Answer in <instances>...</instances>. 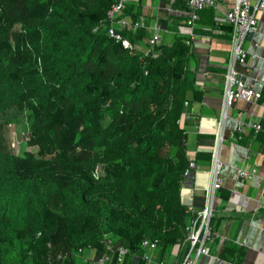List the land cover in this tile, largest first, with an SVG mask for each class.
<instances>
[{
  "label": "trees",
  "instance_id": "1",
  "mask_svg": "<svg viewBox=\"0 0 264 264\" xmlns=\"http://www.w3.org/2000/svg\"><path fill=\"white\" fill-rule=\"evenodd\" d=\"M114 1L0 0V114L28 130L22 154L0 146V264H75L79 248L104 251L103 234L145 264L143 239L164 258L185 236L189 46L124 48L107 34ZM198 13L212 24L211 8Z\"/></svg>",
  "mask_w": 264,
  "mask_h": 264
},
{
  "label": "crops",
  "instance_id": "2",
  "mask_svg": "<svg viewBox=\"0 0 264 264\" xmlns=\"http://www.w3.org/2000/svg\"><path fill=\"white\" fill-rule=\"evenodd\" d=\"M234 3L235 0H221L216 7H206L213 10L212 24L200 23L198 13L193 34H190L186 0H126L125 3L137 14L136 18L131 14L125 18L132 22L141 19L143 23L145 38L133 43L139 51L149 49L147 41L154 34L159 37L158 44L171 45L178 37L190 41L187 104L179 123L186 132L188 158L196 160L199 169L192 171L181 184L185 205H193L195 196L204 195L210 181L215 140L218 133H222L223 183L215 193L214 215L223 219L208 244V255H199L195 264H234L238 260L236 256L219 254L229 244L241 250L238 264H264V109L260 104L239 100L226 110L225 117L222 116L226 67L232 51L231 25L225 21V12ZM258 17L256 32L243 44L247 58L237 68L247 84L264 89V13ZM202 18L207 20L205 14ZM194 89L201 91L200 99L193 96ZM257 120L261 122V131L248 129L240 138L236 137L237 121ZM237 167L254 169L255 173L250 179L236 180ZM173 253L174 250L170 255Z\"/></svg>",
  "mask_w": 264,
  "mask_h": 264
},
{
  "label": "built area",
  "instance_id": "3",
  "mask_svg": "<svg viewBox=\"0 0 264 264\" xmlns=\"http://www.w3.org/2000/svg\"><path fill=\"white\" fill-rule=\"evenodd\" d=\"M221 0H186L189 7V19L191 33L198 19V11L206 7H216ZM126 0H115L107 11L109 25L107 34L119 42L124 48L135 50L133 44L124 32H135L142 27V20L129 21L122 16ZM264 13V0H235V3L225 12V21L231 25L232 51L226 67L224 86V112L236 101L243 100L252 104H260L264 109V89H257L245 82L243 73L238 70L237 65L243 64L247 58L244 41L249 33L257 30L258 16ZM159 37L154 34L148 39L149 48L158 45ZM190 45L189 38L185 40ZM149 50V49H148ZM147 50V51H148ZM185 105L187 101L184 102ZM259 132L262 130L260 120L237 121V138L245 130ZM222 133H218L212 151V163L210 170L209 185L204 191L203 205L199 208L194 205H186L185 212L188 214V222L185 226V236L175 245L174 253L161 258L158 256V243L156 240L145 238L140 243L141 256L145 264H195L199 255H208L209 242L214 239L216 233L213 230L211 220L215 211V193L222 187L223 178L221 170L223 163L220 159V142ZM199 165L195 160H190L183 173V181H186L192 171L198 170ZM255 173L254 169L246 170L242 167L235 168L236 180L250 179ZM181 183V184H182ZM104 251L97 254L94 247L79 248L74 254L75 264H136L137 257L126 247L115 245L116 242L111 234H103L100 239ZM62 259V254L56 255Z\"/></svg>",
  "mask_w": 264,
  "mask_h": 264
},
{
  "label": "rangeland",
  "instance_id": "4",
  "mask_svg": "<svg viewBox=\"0 0 264 264\" xmlns=\"http://www.w3.org/2000/svg\"><path fill=\"white\" fill-rule=\"evenodd\" d=\"M25 116V113L23 117ZM22 119L25 120V117ZM28 130L18 120L8 121L6 116L0 114V146L15 154H22L27 149L26 140ZM35 149V148H34ZM33 149V150H34ZM175 247L173 248V250Z\"/></svg>",
  "mask_w": 264,
  "mask_h": 264
},
{
  "label": "water",
  "instance_id": "5",
  "mask_svg": "<svg viewBox=\"0 0 264 264\" xmlns=\"http://www.w3.org/2000/svg\"><path fill=\"white\" fill-rule=\"evenodd\" d=\"M252 36V33H249L248 36H247V39H250Z\"/></svg>",
  "mask_w": 264,
  "mask_h": 264
}]
</instances>
